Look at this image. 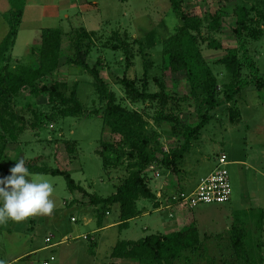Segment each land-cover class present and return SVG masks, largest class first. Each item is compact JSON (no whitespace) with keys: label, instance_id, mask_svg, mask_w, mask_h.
Listing matches in <instances>:
<instances>
[{"label":"rangeland","instance_id":"rangeland-1","mask_svg":"<svg viewBox=\"0 0 264 264\" xmlns=\"http://www.w3.org/2000/svg\"><path fill=\"white\" fill-rule=\"evenodd\" d=\"M75 1L77 3L69 11L68 19L48 18L44 21L39 15L29 12L19 27L17 42L11 51V64L32 62L30 50L41 44V28H60L67 33L85 27L97 32L91 42L93 48L88 59L89 65L98 66L102 78L120 103L141 112L149 120L150 130L160 133L159 144L154 147L161 153L168 152L180 136L173 133L172 124H156L154 117L157 113L160 110L172 112L183 122L192 124L199 120L200 112L204 110H198V103L190 97V86L186 79L173 78L170 73L164 72L163 44L181 26L180 16L174 11L171 0ZM179 2L186 12L202 19V52L217 78V96L223 99L225 85L231 81L232 76L221 60L228 55L229 49L238 46L234 33L236 6H257L264 10V0ZM9 6L7 0L0 2V43L9 31L5 19ZM219 12L222 13L219 16L220 28L209 29L208 24L217 18ZM251 17L255 20L254 24L261 27L262 34L257 40L248 37V52L264 77V19L260 18L257 10L252 11ZM152 31L155 44L150 47L147 41L151 39L149 33ZM209 37L220 41L222 47L215 49L209 46ZM113 45L120 46V49H113ZM123 45L130 49V61L126 60L127 52L121 48ZM62 52L60 68L43 81L49 85L56 81L67 83L70 90L74 82H77V94L84 114L59 118L37 131L26 130L18 143L0 139L4 147L0 174L12 168L23 157L26 164L35 162L40 166L68 171L88 194L71 191L64 175L32 173L43 174L53 181L55 208L51 214L35 215L21 222L9 219L2 223L0 261L4 264H44L46 261L50 264H140L136 260L113 258L111 255L115 245L122 240H139L151 234L173 232L175 230H171L176 227L171 222L175 219L169 217L166 210L168 207L157 210L154 200L141 198L137 203L140 214L131 219L127 227L119 226L118 204L111 206L102 224H98V214L104 212V207L93 205L90 195L111 196L128 171L125 166L105 170L99 153L100 143L102 140L118 139L119 136L107 131L103 118L98 115L103 112L106 103L99 98L92 75L81 67L69 66L65 62L67 53H70L68 40H65ZM145 65L150 91H160L154 78L165 77L166 92L170 96L166 107L158 101L133 102L120 84L124 75L141 84L146 72ZM242 76L250 78V71L245 66ZM173 79L177 85H174ZM16 101V111L26 118L32 116L26 109L28 103L40 105V110H50L44 105L47 101L45 95L35 98L25 92ZM236 106L241 112V119L235 124L230 120V110L226 104L212 112L211 122L180 164L179 174L166 170L168 176L162 174L155 177L153 171L158 168L149 167L148 179L152 190H161L165 199L177 204L176 198L180 193L186 192L187 187H193L202 177L210 174L222 153L227 155L232 203L201 204L186 209V214L197 218V222L192 220L190 224L191 218H188L186 225H196L203 247L199 252L182 253L174 264H264V206L260 209L255 199L257 196L264 200V177L252 171L245 172V176V167L241 168L238 164L239 160L251 155V150H264V90L248 85L237 98ZM163 180L164 188L161 186ZM235 221L245 225L234 226L232 224ZM242 228L246 230L248 263L237 258L232 244L234 229ZM48 237L52 239L49 243L46 242Z\"/></svg>","mask_w":264,"mask_h":264},{"label":"trees","instance_id":"trees-1","mask_svg":"<svg viewBox=\"0 0 264 264\" xmlns=\"http://www.w3.org/2000/svg\"><path fill=\"white\" fill-rule=\"evenodd\" d=\"M12 9L5 14L9 31L0 43V139L8 142H19L26 130L37 131L44 125L50 124L59 118L67 116H82L84 108L78 98V83L68 88L67 83H44V79L58 71L62 60V47L65 40L69 41V54L65 62L69 66L81 67L93 77L96 92L106 103L103 112L98 113L104 120V127L111 134L118 135V139L102 140L99 153L106 171L126 167L128 175L120 181L114 194L109 197L90 195L91 203L95 206L102 205L104 212L98 214V224H102L103 217L114 204L120 206V227H127L129 221L140 214L138 200L141 198L155 201V207L159 208L157 194L149 186V167L154 166L179 174L180 164L185 160L206 126L212 120V112L222 105H227L232 123H238L241 112L236 106L237 98L248 85H254L258 90H264V77L260 69L248 52V37L257 40L261 37L262 29L257 27L251 17L252 11H256L260 18L264 19L263 8L246 5H237L235 9L236 26L235 36L238 46L228 50V55L221 60L232 79L225 85L224 98L217 96V78L208 66L201 48L202 19L198 15L186 12L179 0H171L175 12L180 16L181 26L165 40L163 44L164 72L170 73L173 78L182 77L190 86V97L197 103L200 110V118L197 122L188 124L183 122L174 113L160 110L154 117L156 124L168 122L172 124L173 133L180 138L168 150L159 152L154 146L159 144L160 133L150 130L149 120L139 111L129 109L120 103L115 93L102 78L98 66H90L88 59L95 31H89L85 27L76 28L71 32H65L60 28L47 27L42 30L41 44L33 47L31 51L32 62L15 65L11 64V51L16 44L19 27L22 21L25 0H10ZM208 24L209 29L220 28V18ZM154 32L147 45L155 44ZM118 35V33H116ZM206 40V39H205ZM142 45L143 42H140ZM209 46L218 49L222 47L220 41L209 37ZM91 45V47H90ZM118 50L120 46L113 45ZM127 52L126 60L130 61V49L127 45L121 47ZM99 62H101L99 60ZM246 67L250 71V78L242 76V69ZM144 79L141 84L136 79L124 75L120 84L125 93L133 102L158 101L166 107L170 96L166 92L167 83L165 77H155L154 81L161 88L160 91L149 90L147 66L145 65ZM173 81H175L173 79ZM178 83L175 81L174 85ZM27 92L28 96L35 98L45 95L46 105L50 110H40L36 103H28L26 109L32 116L26 118L16 111V100L21 94ZM5 144V143H4ZM4 147L0 144V164ZM1 166V165H0ZM26 166L31 173H43L52 175H64L71 191L85 192L78 185L68 171L49 166H40L37 163H28ZM10 169H6L0 177L10 175ZM2 223H0L1 229ZM246 230L244 228L233 231L234 254L238 259L249 262L248 252L245 247ZM203 247V241L196 225L188 226L182 230L168 234H151L139 240H122L118 242L112 257L117 259L136 260L140 264H174L177 258L184 252H199ZM137 263V262H136Z\"/></svg>","mask_w":264,"mask_h":264},{"label":"clouds","instance_id":"clouds-1","mask_svg":"<svg viewBox=\"0 0 264 264\" xmlns=\"http://www.w3.org/2000/svg\"><path fill=\"white\" fill-rule=\"evenodd\" d=\"M0 177V223L21 222L35 215L51 214L55 208V185L43 174H32L21 157ZM0 264H4L0 261Z\"/></svg>","mask_w":264,"mask_h":264},{"label":"crops","instance_id":"crops-1","mask_svg":"<svg viewBox=\"0 0 264 264\" xmlns=\"http://www.w3.org/2000/svg\"><path fill=\"white\" fill-rule=\"evenodd\" d=\"M2 1H4V0H0V2H2ZM7 1L10 4V6L7 10V12H8L12 9V5H11L10 0H7ZM75 2H76L75 0H25V7H24V13H23L21 24L24 22V20L28 16L29 12L39 15V18L41 20H44V21L48 20V18L51 20H54L56 18H61V17L68 19L69 18V11L74 8ZM73 4H74V6H73ZM62 10L66 11V12L61 13ZM47 11H52V12L49 13ZM43 29L44 28H41V32ZM31 51H32V49L30 50V52ZM251 152L252 153L250 156H248V158L239 160L238 164L241 166V168L245 167L246 170L243 171L245 176H247V174L245 172L252 171V173L259 174V175L264 177V150L262 149L260 152L257 150H251ZM252 154H253V156H252ZM153 172H154L155 177H160L162 174H165V177H166L169 174L164 169L163 170L157 169V171L155 170ZM243 172H242V174H243ZM198 183H196L193 187H187L186 191L188 192V191L193 190L197 186ZM161 186H162V188L165 187V180L162 181ZM155 193L157 194V201H159V203H160V207L156 208V209L157 210H165V207H168L166 210L169 213V217L175 219L171 223L176 228H173L171 231H173V230L178 231L179 229L182 230V229H184V227H187L188 218H191V221H189V224L192 223V220L197 222V218L195 216L190 217L189 214H186L187 207L183 206L182 204H180L178 202H176L177 204H174L173 202H170L168 199H165V195L163 192H161V190H158ZM231 199H232V197H231ZM255 199L258 202L257 206L260 209H262V207L264 206V200L257 197V196L255 197ZM229 202L232 203L231 200ZM259 204H261V205H259ZM236 224L239 226L245 225L241 221H238V222L235 221V222H233L232 225L235 226ZM86 238H88V237L86 236Z\"/></svg>","mask_w":264,"mask_h":264},{"label":"built area","instance_id":"built-area-1","mask_svg":"<svg viewBox=\"0 0 264 264\" xmlns=\"http://www.w3.org/2000/svg\"><path fill=\"white\" fill-rule=\"evenodd\" d=\"M227 165V155L222 153L218 158L216 168L207 176L202 177L193 190L180 193L176 202L191 209L201 204L229 202L232 197V185ZM73 220L76 221V218L73 217ZM51 241L50 237L46 238L47 243ZM51 260L53 261L54 258L52 257ZM44 264H50V262L46 261Z\"/></svg>","mask_w":264,"mask_h":264}]
</instances>
